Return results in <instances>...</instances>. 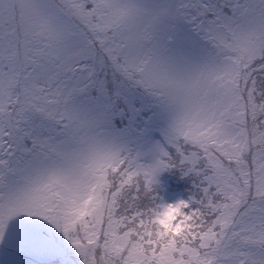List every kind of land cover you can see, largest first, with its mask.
<instances>
[{
	"label": "snow or ice",
	"instance_id": "6c2138e0",
	"mask_svg": "<svg viewBox=\"0 0 264 264\" xmlns=\"http://www.w3.org/2000/svg\"><path fill=\"white\" fill-rule=\"evenodd\" d=\"M0 250L264 264V0H0Z\"/></svg>",
	"mask_w": 264,
	"mask_h": 264
},
{
	"label": "rangeland",
	"instance_id": "374dc122",
	"mask_svg": "<svg viewBox=\"0 0 264 264\" xmlns=\"http://www.w3.org/2000/svg\"><path fill=\"white\" fill-rule=\"evenodd\" d=\"M157 180V191L159 196L167 203H173L179 199H187L194 190V177L191 174L183 175L177 168L167 170L163 177L159 178V176H157ZM165 186H169L170 190L166 189ZM160 189H162V191H160ZM7 251L9 250H0V255L5 259H17L12 254L7 253ZM20 259L26 264H35V258L33 257L21 255Z\"/></svg>",
	"mask_w": 264,
	"mask_h": 264
},
{
	"label": "trees",
	"instance_id": "16d2710c",
	"mask_svg": "<svg viewBox=\"0 0 264 264\" xmlns=\"http://www.w3.org/2000/svg\"><path fill=\"white\" fill-rule=\"evenodd\" d=\"M166 172H167V170H165V172L163 171V172H162V175H164Z\"/></svg>",
	"mask_w": 264,
	"mask_h": 264
}]
</instances>
